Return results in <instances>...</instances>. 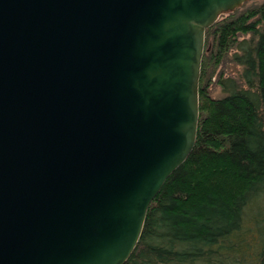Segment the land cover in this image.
<instances>
[{
	"label": "water",
	"instance_id": "95a60500",
	"mask_svg": "<svg viewBox=\"0 0 264 264\" xmlns=\"http://www.w3.org/2000/svg\"><path fill=\"white\" fill-rule=\"evenodd\" d=\"M247 0H0V264H124L189 156L205 29Z\"/></svg>",
	"mask_w": 264,
	"mask_h": 264
},
{
	"label": "trees",
	"instance_id": "16d2710c",
	"mask_svg": "<svg viewBox=\"0 0 264 264\" xmlns=\"http://www.w3.org/2000/svg\"><path fill=\"white\" fill-rule=\"evenodd\" d=\"M227 65L240 70L226 75ZM198 94L194 147L124 264H264V0L205 29Z\"/></svg>",
	"mask_w": 264,
	"mask_h": 264
},
{
	"label": "rangeland",
	"instance_id": "374dc122",
	"mask_svg": "<svg viewBox=\"0 0 264 264\" xmlns=\"http://www.w3.org/2000/svg\"><path fill=\"white\" fill-rule=\"evenodd\" d=\"M226 75H236V73L240 70L239 67H235L233 65H227L224 67ZM210 93L212 96H219L220 95V87L218 85L213 84L210 89Z\"/></svg>",
	"mask_w": 264,
	"mask_h": 264
}]
</instances>
